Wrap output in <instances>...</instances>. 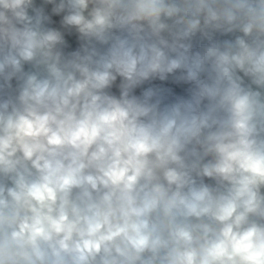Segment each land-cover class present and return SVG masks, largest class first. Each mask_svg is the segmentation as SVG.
Listing matches in <instances>:
<instances>
[{
    "label": "clouds",
    "instance_id": "clouds-1",
    "mask_svg": "<svg viewBox=\"0 0 264 264\" xmlns=\"http://www.w3.org/2000/svg\"><path fill=\"white\" fill-rule=\"evenodd\" d=\"M0 264H264V0H0Z\"/></svg>",
    "mask_w": 264,
    "mask_h": 264
}]
</instances>
